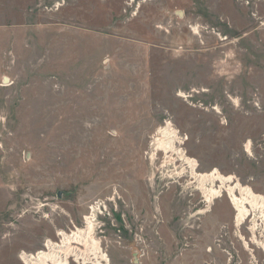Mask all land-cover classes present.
Listing matches in <instances>:
<instances>
[{"label": "rangeland", "instance_id": "374dc122", "mask_svg": "<svg viewBox=\"0 0 264 264\" xmlns=\"http://www.w3.org/2000/svg\"><path fill=\"white\" fill-rule=\"evenodd\" d=\"M65 38L101 55L100 108L27 98L39 70L42 86L57 80ZM11 47L42 68L9 67ZM165 121L199 172L264 194V0H0V264L84 228L94 202L110 264H264V221L237 224L226 193L205 203L188 169L150 147Z\"/></svg>", "mask_w": 264, "mask_h": 264}, {"label": "bare ground", "instance_id": "6f19581e", "mask_svg": "<svg viewBox=\"0 0 264 264\" xmlns=\"http://www.w3.org/2000/svg\"><path fill=\"white\" fill-rule=\"evenodd\" d=\"M3 80L4 83L7 82L6 77H3ZM182 144L183 138L178 129L171 121H165V125L160 126L153 135L150 147L156 152L164 153V162L180 161L184 168L188 169L189 176L195 180L197 189L205 198V203H210L213 198H219L222 196L221 193H226L236 211L234 216L237 224L250 215L259 221H264V194L255 192L250 185L241 183L232 174H223L216 167L199 172L197 160L188 155ZM104 207V205L100 208L93 206V212L83 217L84 228H78L70 234L56 231L58 241L46 238L40 250L30 254L24 252L19 256L20 260L23 264H69L72 261L76 264H110L108 254L102 250L101 241L94 235L97 214ZM258 246L264 250L263 241H260Z\"/></svg>", "mask_w": 264, "mask_h": 264}, {"label": "crops", "instance_id": "0c3cea01", "mask_svg": "<svg viewBox=\"0 0 264 264\" xmlns=\"http://www.w3.org/2000/svg\"><path fill=\"white\" fill-rule=\"evenodd\" d=\"M73 41L74 39L72 38L60 39L58 41L70 47L65 48V53H61L59 58L54 57V63L56 66L54 71L58 75H56L57 80H55V83L52 86L46 84L42 86L43 84H40L41 80L47 81L48 78V76H46V74H42V71L40 70L37 74L40 77L37 89H33V85L27 86V93L29 91L34 92L30 94L28 93L29 96L27 94V98L31 99L32 97H36L38 99L36 102L38 103L39 108L44 109L50 106H52L53 108L79 107V101H77L78 98H81V100L86 102L85 107H101V105L97 102H99L100 100L104 101L103 93L107 90L106 83L109 82V76L107 75V71H105L104 67L101 68L100 66H98L99 61L101 62V55H93V58L90 59L89 57L91 55L87 54L85 57H83L82 55V58L79 56L78 51L75 52L72 48ZM38 44H40V41L38 42ZM67 50H69V53H66ZM14 51L15 50L12 48V51L10 53L12 57H10V54L5 55L7 59L9 58V62L7 63V65H9V67L12 66V68H14L15 66H19V64H23V67L25 66V69L22 70L23 76L28 73L25 71H30L31 68H42L43 60L39 58V54L37 58H34L35 55H32V53H30L28 49H24L22 53H18L17 55L14 54ZM13 55L16 56L14 57ZM63 58H67L71 62L78 64L81 70H73L71 68L69 69L68 66L67 68L62 67V64L67 60ZM29 74H33V72ZM5 77L9 79L8 76ZM28 83L33 84L31 82H27V84ZM12 85L10 84L4 88H10V86ZM82 91L88 94L85 96L84 94L80 95L79 93ZM11 95L9 92L6 93L7 100H5V102L7 105H9L10 99L13 97ZM32 102H35V100H32ZM131 119L132 122H139L137 118Z\"/></svg>", "mask_w": 264, "mask_h": 264}, {"label": "built area", "instance_id": "2783aa9c", "mask_svg": "<svg viewBox=\"0 0 264 264\" xmlns=\"http://www.w3.org/2000/svg\"><path fill=\"white\" fill-rule=\"evenodd\" d=\"M2 84H4V80H3ZM93 206H95L96 208H100L101 205H100L99 203H97V202H94L93 205H91V206L89 207L90 212L93 210ZM84 216H85V215H84Z\"/></svg>", "mask_w": 264, "mask_h": 264}, {"label": "trees", "instance_id": "16d2710c", "mask_svg": "<svg viewBox=\"0 0 264 264\" xmlns=\"http://www.w3.org/2000/svg\"><path fill=\"white\" fill-rule=\"evenodd\" d=\"M188 154H189V153H188ZM211 168H212V167H211ZM211 168H210V169H211ZM210 169H209V170H210ZM200 171H203V170H200ZM250 187H251V186H250ZM251 188H252V187H251ZM252 189H253V188H252ZM253 190H254V189H253ZM254 191H255V190H254ZM255 192H256V191H255ZM257 193H260V192H257ZM222 196H223V195H222ZM222 196H221V197H222ZM216 199H217V198H216Z\"/></svg>", "mask_w": 264, "mask_h": 264}]
</instances>
